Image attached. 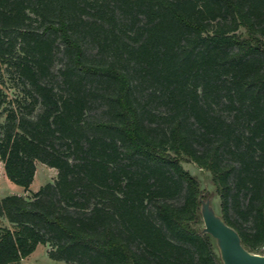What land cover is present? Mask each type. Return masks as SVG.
I'll return each mask as SVG.
<instances>
[{
	"label": "trees",
	"instance_id": "16d2710c",
	"mask_svg": "<svg viewBox=\"0 0 264 264\" xmlns=\"http://www.w3.org/2000/svg\"><path fill=\"white\" fill-rule=\"evenodd\" d=\"M5 74L0 264H225L184 157L264 253V0H0Z\"/></svg>",
	"mask_w": 264,
	"mask_h": 264
},
{
	"label": "rangeland",
	"instance_id": "374dc122",
	"mask_svg": "<svg viewBox=\"0 0 264 264\" xmlns=\"http://www.w3.org/2000/svg\"><path fill=\"white\" fill-rule=\"evenodd\" d=\"M0 88L2 89L1 96L4 94L6 100L4 105L10 106L15 102L14 98L19 94V89L14 86L7 74L4 75L3 79L0 80ZM0 107V123L4 121L6 111ZM184 167L194 174L200 181L201 186L204 190L203 198H210L216 211L221 214L220 210V197L216 191V186L212 179V173L209 169L199 166L195 161L184 157L182 159ZM58 169L54 166H50L45 162L37 160V169L34 181L32 182L31 188L26 190L25 187L19 183L11 180L4 167V161L0 160V198L9 193H20L32 196L34 190H38L44 183L52 181L57 177ZM3 224L10 223L7 220L2 221ZM27 260V261H26ZM24 261L28 264H75L64 260H59L51 257L48 252V245L45 243H39L37 248L25 258Z\"/></svg>",
	"mask_w": 264,
	"mask_h": 264
},
{
	"label": "water",
	"instance_id": "95a60500",
	"mask_svg": "<svg viewBox=\"0 0 264 264\" xmlns=\"http://www.w3.org/2000/svg\"><path fill=\"white\" fill-rule=\"evenodd\" d=\"M204 231L210 232L217 241L225 264H264V253L249 250L242 242L238 230L218 213L210 198L201 199Z\"/></svg>",
	"mask_w": 264,
	"mask_h": 264
},
{
	"label": "crops",
	"instance_id": "0c3cea01",
	"mask_svg": "<svg viewBox=\"0 0 264 264\" xmlns=\"http://www.w3.org/2000/svg\"><path fill=\"white\" fill-rule=\"evenodd\" d=\"M31 185H32V183H31ZM31 185H30V188H31ZM39 245V244H38ZM37 248V247H36ZM30 255V254H29ZM29 255L26 257V258H28L29 257ZM27 261V260H26ZM26 261H25V264H28V263H26Z\"/></svg>",
	"mask_w": 264,
	"mask_h": 264
}]
</instances>
